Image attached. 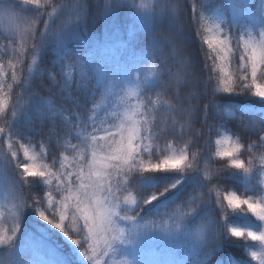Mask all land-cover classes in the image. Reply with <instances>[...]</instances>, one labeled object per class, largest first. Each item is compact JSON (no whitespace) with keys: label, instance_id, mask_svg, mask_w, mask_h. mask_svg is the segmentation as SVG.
Instances as JSON below:
<instances>
[{"label":"snow or ice","instance_id":"6c2138e0","mask_svg":"<svg viewBox=\"0 0 264 264\" xmlns=\"http://www.w3.org/2000/svg\"><path fill=\"white\" fill-rule=\"evenodd\" d=\"M0 14L20 22L0 62V264H264V0H0ZM89 16L101 36L83 35ZM214 135L220 168L193 150ZM241 170L257 191L222 195Z\"/></svg>","mask_w":264,"mask_h":264},{"label":"trees","instance_id":"16d2710c","mask_svg":"<svg viewBox=\"0 0 264 264\" xmlns=\"http://www.w3.org/2000/svg\"><path fill=\"white\" fill-rule=\"evenodd\" d=\"M13 2L18 3L19 0H13ZM213 3L215 4H223L225 3V0H212ZM102 3V0H101ZM49 11H51V9H49ZM182 22L185 25H188L190 23V19H191V8L190 6L182 13ZM127 16L125 15H121V23H124L125 21H127ZM19 24L20 22L17 21ZM5 22L0 21V62L6 63L8 57L5 56L4 52H3V48L2 46L4 44L7 43V40L4 39L5 36L9 35L11 30L13 28L8 27V24H4ZM42 27V25H41ZM104 30V24L103 21H101L100 19L96 18H92V16H89L85 19L84 25H83V35L85 36V38H87L88 36H96L99 37L102 35ZM201 46V41L197 40L196 44H195V51L199 52ZM204 51L207 52L208 49L206 46H204ZM159 55V54H158ZM203 58L201 57V60ZM51 54H49L47 57H45V65H47L48 67H51ZM239 62V58L238 56L236 57V63L238 64ZM27 64V61L25 62ZM209 63H211L209 61ZM43 66V65H42ZM150 68L151 65H145L144 66V71L145 74H151L150 73ZM175 70V69H174ZM8 75L10 76V72L8 73ZM48 82H46L47 84ZM19 91L18 87H14L11 93V100L14 101L17 99L16 93ZM53 91H56L55 88H53ZM44 95H48L47 92H44ZM155 98V97H153ZM233 99L235 100H243L245 99L244 97H234ZM89 107H91V105H89ZM258 107V106H257ZM231 133H224V135H230ZM216 139H220L219 136H212L211 138V142L210 145H205L204 141L201 140L199 141L198 145L193 149L194 151H201L203 150L204 152H208L212 155L213 157V167L214 168H220L223 167L224 165H226L227 163H229L227 161V159L225 158L224 160H220L219 157L215 156V151H216V144H215V140ZM233 139H235V137H233ZM41 136L36 134V133H32V147L36 152H39V148H40V143H41ZM19 147V145H17V148ZM178 147H183L182 144L178 145ZM0 148H3L2 150H6V146H0ZM243 151V150H242ZM52 155L53 152L51 149L46 150L45 153V159L50 163L51 159H52ZM55 155H57V157H59V153H55ZM245 161L247 160V156H243L242 157ZM21 160H23V155L21 153ZM205 166V162L202 161L201 162V167ZM58 167V165H57ZM231 171H236V170H231ZM239 176L240 179H228L226 181H222L221 182V194L224 195L226 194L228 191H236L238 195H240L241 193H247V195H253L257 189L260 187L259 186V181L258 179H254L251 180L250 182L245 180V178L243 177V172L242 170L239 172ZM11 185L6 183L2 177H0V206L4 205L5 203L8 202V200L10 199V195H11ZM259 194L264 195V192H260ZM213 199H215V196L213 195ZM169 211H171V209H169ZM245 212H247V209H244ZM231 215V212L229 213ZM143 215V213H142ZM157 219H162V218H157ZM248 219L253 220L254 218L251 217V214H248ZM70 247V251H71V246ZM147 248L152 250V251H159V245L158 242H150L147 245ZM232 251V250H229ZM232 254L234 256L239 257L240 255H244L246 257V253H241L240 250H235L232 252ZM72 257H73V264H80V259L78 258V254L76 252H72Z\"/></svg>","mask_w":264,"mask_h":264},{"label":"rangeland","instance_id":"374dc122","mask_svg":"<svg viewBox=\"0 0 264 264\" xmlns=\"http://www.w3.org/2000/svg\"><path fill=\"white\" fill-rule=\"evenodd\" d=\"M0 21L5 22L4 24H8V27L14 28L17 25V21L9 20L7 17H4L2 14H0ZM3 148H0L2 150ZM12 192V189H11Z\"/></svg>","mask_w":264,"mask_h":264}]
</instances>
